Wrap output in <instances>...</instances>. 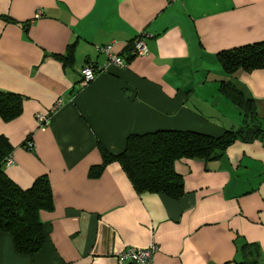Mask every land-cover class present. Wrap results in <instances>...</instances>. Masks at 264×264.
<instances>
[{"label": "crops", "instance_id": "1", "mask_svg": "<svg viewBox=\"0 0 264 264\" xmlns=\"http://www.w3.org/2000/svg\"><path fill=\"white\" fill-rule=\"evenodd\" d=\"M139 35L147 53L129 57ZM263 40L264 0H0V91L23 97L20 115L0 120L12 148L3 173L22 190L45 176L53 200L42 248L16 254L0 232V264H117L150 244L152 264H264V67L228 75L216 57ZM104 45L124 68L106 64ZM86 65L93 79L80 84ZM225 82L251 99L261 134L215 161L176 162L180 199L135 193L117 163L87 176L96 142L116 155L131 134L239 128Z\"/></svg>", "mask_w": 264, "mask_h": 264}, {"label": "trees", "instance_id": "2", "mask_svg": "<svg viewBox=\"0 0 264 264\" xmlns=\"http://www.w3.org/2000/svg\"><path fill=\"white\" fill-rule=\"evenodd\" d=\"M66 59L72 60L73 45L67 47ZM222 71L231 75L236 70L252 71L264 67V40L222 51L216 55ZM226 98L240 111L242 125L235 130L223 131L213 138L188 131H154L145 134H131L125 139L124 149L116 155L107 153L97 142L100 163L88 170L89 178H97L110 163H117L135 193L162 194L171 200L183 195V181L174 169L182 159L211 162L224 155L226 148L235 141L250 142L260 134L254 124L256 118L250 105L251 99L232 83L220 84ZM23 97L0 91V120L8 122L22 111ZM29 139H27L28 141ZM26 149V142L24 143ZM7 139L0 136V232L10 236L13 250L20 255H33L44 244L40 213L53 209L52 193L45 176L37 177L32 185L19 189L3 173L4 160L11 153ZM248 245H241L245 250ZM236 264H256L237 262Z\"/></svg>", "mask_w": 264, "mask_h": 264}, {"label": "built area", "instance_id": "3", "mask_svg": "<svg viewBox=\"0 0 264 264\" xmlns=\"http://www.w3.org/2000/svg\"><path fill=\"white\" fill-rule=\"evenodd\" d=\"M143 36L139 35L130 43L129 57L143 56L147 53ZM95 51L106 56V64L124 68L126 66L125 61L120 56H113L109 53V45L96 46ZM82 80L80 84L87 83L93 79L94 71L89 65L84 66L80 70ZM35 120L39 126L46 125L49 121V114H36ZM29 148V143H26ZM10 154L4 160V166L11 164ZM157 247L154 244H150L145 248L128 247L116 256L117 264H152V255L155 253Z\"/></svg>", "mask_w": 264, "mask_h": 264}, {"label": "rangeland", "instance_id": "4", "mask_svg": "<svg viewBox=\"0 0 264 264\" xmlns=\"http://www.w3.org/2000/svg\"><path fill=\"white\" fill-rule=\"evenodd\" d=\"M230 106L229 107H231L229 110L227 109V108H225V112L229 115V116H231V117H234L235 116V114L237 113H239V115H240V121H242V116H241V113H240V111L239 110H237V108L236 107H234L233 105H231V104H229ZM241 125H242V122H241Z\"/></svg>", "mask_w": 264, "mask_h": 264}]
</instances>
